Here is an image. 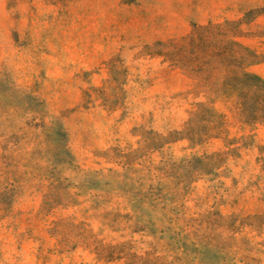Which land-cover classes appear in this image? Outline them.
Listing matches in <instances>:
<instances>
[{
    "label": "rangeland",
    "instance_id": "1",
    "mask_svg": "<svg viewBox=\"0 0 264 264\" xmlns=\"http://www.w3.org/2000/svg\"><path fill=\"white\" fill-rule=\"evenodd\" d=\"M246 75L264 0H0V264H264Z\"/></svg>",
    "mask_w": 264,
    "mask_h": 264
},
{
    "label": "trees",
    "instance_id": "2",
    "mask_svg": "<svg viewBox=\"0 0 264 264\" xmlns=\"http://www.w3.org/2000/svg\"><path fill=\"white\" fill-rule=\"evenodd\" d=\"M246 77L248 79H250L251 81H253L254 83H256L258 86H264V81H262L260 78L253 76V75H246ZM263 117H257L254 115H250L248 117H246V123H256L260 120H262Z\"/></svg>",
    "mask_w": 264,
    "mask_h": 264
}]
</instances>
